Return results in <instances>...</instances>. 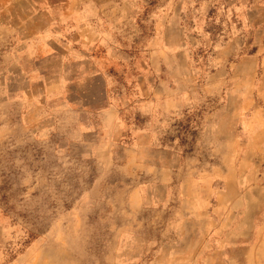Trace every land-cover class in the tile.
<instances>
[{
  "label": "rangeland",
  "instance_id": "rangeland-1",
  "mask_svg": "<svg viewBox=\"0 0 264 264\" xmlns=\"http://www.w3.org/2000/svg\"><path fill=\"white\" fill-rule=\"evenodd\" d=\"M0 264H264V0H0Z\"/></svg>",
  "mask_w": 264,
  "mask_h": 264
}]
</instances>
